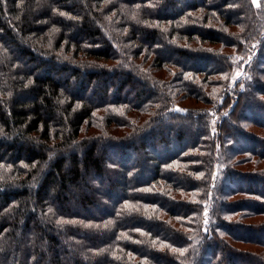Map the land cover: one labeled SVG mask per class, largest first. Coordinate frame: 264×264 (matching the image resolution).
Returning <instances> with one entry per match:
<instances>
[{"label":"trees","instance_id":"16d2710c","mask_svg":"<svg viewBox=\"0 0 264 264\" xmlns=\"http://www.w3.org/2000/svg\"><path fill=\"white\" fill-rule=\"evenodd\" d=\"M180 1L0 0V264H264V0Z\"/></svg>","mask_w":264,"mask_h":264},{"label":"rangeland","instance_id":"374dc122","mask_svg":"<svg viewBox=\"0 0 264 264\" xmlns=\"http://www.w3.org/2000/svg\"><path fill=\"white\" fill-rule=\"evenodd\" d=\"M177 4L181 6L182 3H181L180 0H177ZM108 64H111V62H108ZM95 85H96V83H95ZM129 98H133L132 95H129ZM262 119L264 121V115H262ZM238 145L239 146H244V147L247 146V147H250V148L253 147L251 143L244 144L243 141L239 142ZM240 185H243V183H241ZM108 203H110V201H108ZM243 247L247 248L248 246H243Z\"/></svg>","mask_w":264,"mask_h":264},{"label":"snow or ice","instance_id":"6c2138e0","mask_svg":"<svg viewBox=\"0 0 264 264\" xmlns=\"http://www.w3.org/2000/svg\"><path fill=\"white\" fill-rule=\"evenodd\" d=\"M257 2V0H253V3L255 4ZM206 214H207V211H206ZM205 223H207V221L205 222Z\"/></svg>","mask_w":264,"mask_h":264}]
</instances>
